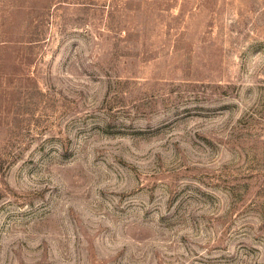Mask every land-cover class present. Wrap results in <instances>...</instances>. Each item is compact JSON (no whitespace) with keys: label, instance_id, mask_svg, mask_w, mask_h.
<instances>
[{"label":"rangeland","instance_id":"obj_1","mask_svg":"<svg viewBox=\"0 0 264 264\" xmlns=\"http://www.w3.org/2000/svg\"><path fill=\"white\" fill-rule=\"evenodd\" d=\"M0 264H264V0H0Z\"/></svg>","mask_w":264,"mask_h":264}]
</instances>
